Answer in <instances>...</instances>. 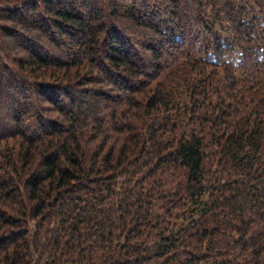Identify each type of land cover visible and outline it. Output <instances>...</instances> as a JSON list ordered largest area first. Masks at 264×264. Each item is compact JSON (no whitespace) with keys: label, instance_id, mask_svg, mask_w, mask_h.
<instances>
[{"label":"trees","instance_id":"1","mask_svg":"<svg viewBox=\"0 0 264 264\" xmlns=\"http://www.w3.org/2000/svg\"><path fill=\"white\" fill-rule=\"evenodd\" d=\"M10 94L0 264H264V0H0Z\"/></svg>","mask_w":264,"mask_h":264},{"label":"rangeland","instance_id":"2","mask_svg":"<svg viewBox=\"0 0 264 264\" xmlns=\"http://www.w3.org/2000/svg\"><path fill=\"white\" fill-rule=\"evenodd\" d=\"M72 96L74 99H79V94L77 91L73 92ZM12 98H13V95L10 94L6 96L5 98L0 99V108L4 109L3 114L0 115V131H7V125H8L7 123H9L8 122L9 115L7 114V109L12 101Z\"/></svg>","mask_w":264,"mask_h":264}]
</instances>
